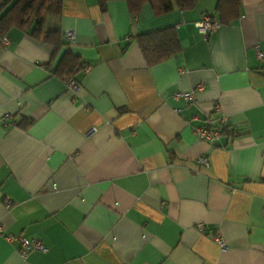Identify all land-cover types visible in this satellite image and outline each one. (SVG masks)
Listing matches in <instances>:
<instances>
[{
    "label": "crops",
    "instance_id": "obj_1",
    "mask_svg": "<svg viewBox=\"0 0 264 264\" xmlns=\"http://www.w3.org/2000/svg\"><path fill=\"white\" fill-rule=\"evenodd\" d=\"M215 4L61 0L44 25L58 47L0 36V264H264V0L227 23ZM168 25L180 52L147 64L137 36ZM207 117L225 119L213 144L191 131ZM9 234L46 251L23 257Z\"/></svg>",
    "mask_w": 264,
    "mask_h": 264
},
{
    "label": "trees",
    "instance_id": "obj_2",
    "mask_svg": "<svg viewBox=\"0 0 264 264\" xmlns=\"http://www.w3.org/2000/svg\"><path fill=\"white\" fill-rule=\"evenodd\" d=\"M108 1L110 0H98L101 11L106 10ZM124 1L131 15H138L141 8L146 4L152 8L155 15H160L173 9L188 10L195 5L197 0ZM239 5L240 0H216L214 11L221 23H227L238 16ZM60 13L61 0H0V36H4L10 29L15 28L28 31L31 37L42 39L58 47L60 45L59 29L57 27L45 29L44 25L47 17L57 18ZM137 41L147 64L165 60L178 54L181 50L176 37L175 25H168L139 34ZM75 65L76 60L65 53L59 64V70L66 69L67 74H69L71 71H75Z\"/></svg>",
    "mask_w": 264,
    "mask_h": 264
},
{
    "label": "built area",
    "instance_id": "obj_3",
    "mask_svg": "<svg viewBox=\"0 0 264 264\" xmlns=\"http://www.w3.org/2000/svg\"><path fill=\"white\" fill-rule=\"evenodd\" d=\"M196 26H197L199 33H201L203 36L206 37L208 36V34H210L211 32L215 31L218 28L219 21L214 16L205 15L201 18V20H199L196 23ZM63 36L69 45L74 42V34L72 30H66L63 33ZM3 40L5 41V39ZM256 55H257V58H261L262 56H264V54H262L258 50H256ZM82 71L84 73L88 72L89 67L84 66L82 68ZM71 84H73L72 81H71ZM173 96L175 98L183 97L185 100L192 99V94L190 92L175 93L173 94ZM224 126H225V119L223 117L222 119L221 118L219 119L218 126H213L211 119L207 117L203 124L193 126L191 128V131L197 139L213 144L219 137L221 129L224 128ZM197 163L202 167L208 166V161H207V158L205 157L198 158ZM199 230H202V226H199ZM2 233L3 232L0 228V234ZM5 238L9 242L15 241L18 243L19 253L23 257L27 254L28 251H31V250H36L40 252L46 251V248L44 247V245L38 240L27 239L20 235H11V234L6 235ZM214 241L217 245H219L220 247H223L224 244L220 237L215 236Z\"/></svg>",
    "mask_w": 264,
    "mask_h": 264
}]
</instances>
